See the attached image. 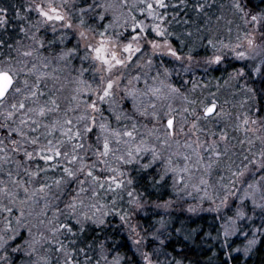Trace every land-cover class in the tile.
I'll list each match as a JSON object with an SVG mask.
<instances>
[{
	"label": "snow or ice",
	"instance_id": "6c2138e0",
	"mask_svg": "<svg viewBox=\"0 0 264 264\" xmlns=\"http://www.w3.org/2000/svg\"><path fill=\"white\" fill-rule=\"evenodd\" d=\"M11 7L0 5V264H184L166 251L174 233L217 241L222 264L246 261L264 243V0ZM210 70L222 75L205 96L197 73ZM201 213L213 214L206 231L186 223Z\"/></svg>",
	"mask_w": 264,
	"mask_h": 264
},
{
	"label": "trees",
	"instance_id": "16d2710c",
	"mask_svg": "<svg viewBox=\"0 0 264 264\" xmlns=\"http://www.w3.org/2000/svg\"><path fill=\"white\" fill-rule=\"evenodd\" d=\"M23 3V0H0V5L8 6L9 7V17H13L14 15V9L11 7L12 4H21ZM16 21L12 20V24H15ZM9 34L12 35L13 30L9 29ZM222 75V70H210L207 74V80H202V82L207 83L211 81V84L209 85V88L206 89L203 93V95H207L208 91L214 92L216 91L215 88V78L220 77ZM185 78H187L185 76ZM176 77H174V80ZM71 86H69L70 88ZM229 97V100H231V96L228 92L221 90L219 94H223ZM67 94V93H65ZM200 94V90H197L196 95ZM218 94V93H217ZM219 98V97H218ZM222 97L219 98V104L223 106ZM225 107H227L226 104H224ZM230 106V105H229ZM231 109V107H230ZM232 110V109H231ZM226 111H229L227 108ZM234 113V112H233ZM235 114V113H234ZM230 121L227 119L222 120L219 126L216 125H210V127H213L214 129L216 127H224L225 125H230ZM228 131L230 134L237 136L238 138H243V133H232L231 127L228 128ZM233 143H236L235 140H233ZM258 144V142H257ZM247 145H245V148ZM240 149L237 148V151ZM237 163H239V160H237ZM207 206V205H205ZM212 216L211 213H201L199 216H193L192 221H187L186 223H189L191 227L195 228L197 226H203V229L206 231L209 228V225L212 223ZM178 217L179 219H183V216L180 214V212L177 210L174 213V219ZM140 222L142 224L146 222H151L155 219L154 216L149 214L148 216H141L138 217ZM116 222V221H114ZM175 227H179V220L177 219L175 224ZM215 235V233H213ZM116 239L124 245V247L121 248L122 252H128L130 247V242L127 240V236L125 233H119L116 236ZM168 247L166 249L167 252H169L171 255L175 256L177 259H180L184 257V264H207L209 257L213 256L215 254V259L213 261V264H222V261L224 260L223 256V250L220 248L219 243L217 241H213L211 239L203 238L202 234L194 236L192 240H184L182 235L173 234L171 240L166 242ZM239 243V241H237ZM209 248H212V251H209ZM131 253H129L130 255ZM235 256V259L231 262V264H264V243H261L257 245L256 250L254 253L247 258L245 261V258L241 254L233 253ZM163 259V257H161Z\"/></svg>",
	"mask_w": 264,
	"mask_h": 264
},
{
	"label": "rangeland",
	"instance_id": "374dc122",
	"mask_svg": "<svg viewBox=\"0 0 264 264\" xmlns=\"http://www.w3.org/2000/svg\"><path fill=\"white\" fill-rule=\"evenodd\" d=\"M187 77V76H186ZM197 77L198 78H200L201 80H207V75H204L203 73H201V72H198L197 73ZM214 92H216V91H214ZM217 96L219 97V98H221L222 97V102H224V100H229V97H227L226 95H224V93L223 94H217ZM227 105V107H225L224 106V103H223V108L226 110L227 108L229 109V111H231V109H230V106L228 105V104H226ZM234 114V113H233Z\"/></svg>",
	"mask_w": 264,
	"mask_h": 264
}]
</instances>
